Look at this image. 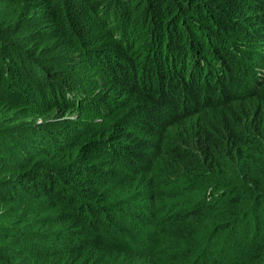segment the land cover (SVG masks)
<instances>
[{
	"label": "trees",
	"instance_id": "1",
	"mask_svg": "<svg viewBox=\"0 0 264 264\" xmlns=\"http://www.w3.org/2000/svg\"><path fill=\"white\" fill-rule=\"evenodd\" d=\"M259 40L264 0H0V264L12 247L19 264H139L146 171L152 204L199 192L177 247L222 195L201 260L264 264V66L243 46Z\"/></svg>",
	"mask_w": 264,
	"mask_h": 264
},
{
	"label": "rangeland",
	"instance_id": "2",
	"mask_svg": "<svg viewBox=\"0 0 264 264\" xmlns=\"http://www.w3.org/2000/svg\"><path fill=\"white\" fill-rule=\"evenodd\" d=\"M243 46L246 55L250 58L248 60L250 66H264L263 40L253 42L246 41ZM256 70L258 71V67H256ZM261 83L264 84V78L261 79ZM150 176L151 172L146 171V173L135 180L136 184L139 183V191L142 193V198L139 199L141 204L138 203V205H135L132 213H130L131 228L138 233V235L132 237L130 240V243L133 246L132 250L134 251V259L139 264H204V261L201 260L200 257L206 260L208 255L210 257L212 256L210 254H213L215 251L216 240L214 237H216L217 226L227 222V215H220V212L225 206V204L220 201L222 195H219L218 199L217 197L214 199H208L203 214L198 218L200 220L199 226L205 227L209 225V230L206 231L201 229L199 236H202V238L200 240H191L188 245L180 248L176 246L175 242L172 241L170 237V226L174 221V217L179 213L192 212L194 206H191L189 211H181V208L187 206L188 200L194 198L195 201L198 198L195 195L199 192H190L188 195L181 196L182 190L173 189L172 187L164 185L160 187L157 193L152 191L157 197V203L152 204L146 199L151 189L154 188V180H149ZM173 196H176V198L173 199ZM204 197H206V195ZM206 198H204L203 201H206ZM223 199L226 200L225 196H223ZM24 212H27V209L24 208ZM207 219H213L214 224L211 223L212 220L209 223ZM196 221L197 220H194L195 223ZM36 230H41L42 232L50 231L49 229L41 228L40 226H38ZM32 242H38L40 246L48 244L42 241ZM199 245L202 250L198 255L190 258H185L183 256L184 251H189ZM239 253L240 251L225 257L223 263H231L235 254ZM3 254L10 259V264H19L21 261V259H19L20 255L17 251V247H12Z\"/></svg>",
	"mask_w": 264,
	"mask_h": 264
}]
</instances>
